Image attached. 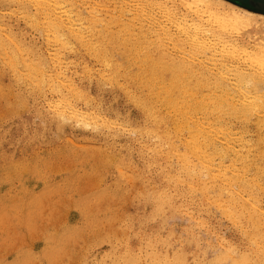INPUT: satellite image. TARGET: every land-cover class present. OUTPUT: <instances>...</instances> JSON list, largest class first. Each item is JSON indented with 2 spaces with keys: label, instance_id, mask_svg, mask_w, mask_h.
I'll return each mask as SVG.
<instances>
[{
  "label": "rangeland",
  "instance_id": "1",
  "mask_svg": "<svg viewBox=\"0 0 264 264\" xmlns=\"http://www.w3.org/2000/svg\"><path fill=\"white\" fill-rule=\"evenodd\" d=\"M5 1H7V0H0V8H1L0 9V11H1L0 17L2 18V19L0 18V20L4 19V21H3L4 24L0 23V26L2 28L4 26L3 31H5V30L7 31L9 29L8 31L10 32V30L11 31L14 30L13 34H14V32L15 33L17 32L19 37L17 35H15V36L18 37V40L20 41V43L22 42L24 44V42H26L27 45L29 44L31 47H33V53L28 52V54L30 56L29 55L27 56L28 60H30V58H31L30 61L32 63L34 62V60L36 58H37L36 60H39L41 58L40 59L41 61H44V60L46 61L48 53L52 52L53 49H55V47L47 45V40H46V37L44 38V36H43L44 32H42V29H40L38 26H35L33 23H30L29 20H31L32 17L37 18V19H39V18L45 19L44 17L49 16L48 13L46 14L44 12H40V11L38 12V9L35 6H33V4H31L32 2L30 4H29V2H27L28 0H25L24 2H22V5L23 6L25 5V7H21L20 2H18V5H19V7H18V5L16 4L17 2L15 0H10L11 4L9 2L7 4ZM34 1H36V0H34ZM109 1L110 0H81V1L80 0H78V1L74 0V2L76 3L75 4L71 0H67L66 2H63L65 4L58 5L59 8L56 7L57 5H55L54 3L53 4L50 3L52 6L50 5L51 7H49V8L54 7L59 13L56 12V10L54 8L53 9H47V10L49 11L51 16H53L52 14L55 11L54 16H55V13H58L57 15H59V16L60 15L62 16V14H63L64 15V16H62L63 18L69 17V16L72 18H75V16H76V18H77V17L82 16L83 19H85L84 21H88V19L90 18V17H88V15L91 16L93 14V16H91V18L94 17V14L96 13L95 12L96 8H98L99 10L103 9L102 14H101V16L103 15L104 16L103 18L105 19L101 23L103 30L101 29V27H97L98 29H96L97 34H99L100 31H102L98 35V38H97V41H98V39H100L98 41L99 49L104 50V48H108V51L104 50V52L107 51V53L104 55L103 60L108 61V62L111 61V64L114 66H115V64L118 65V61H119V63L121 62L120 64H123V65L119 64L121 66V68H120V66L119 67L116 66V68L120 71L119 72L121 75L120 81L122 83H125L126 80H128L129 83H130V80H134V81H131V83H133V84L134 83H140L143 80H145L143 78L144 77V67H145L144 64L146 63L147 64L146 66L151 65V62L149 63V62H145V61L142 64V61H141L142 51L145 52V50H146L147 52L152 54L154 57L158 58L157 56H158L159 52H158V46H157V43H158V39H157L158 35L157 34L161 33L160 27L165 26V28L168 27L167 29L172 30V32L173 31L176 32V25L172 20H169V19L167 20V17H165L164 14H162V11L158 8H157V10H160L161 13H159V11H157L155 9L154 15H153L154 19L153 20H150V19L145 20L144 15H143L144 14V8H143L142 12L140 10V5H142L141 9H142V7H144V5H143L144 1H142V0H135L136 3L133 0H132V2H131V0H127V1L126 0H117V1L112 0L110 2ZM123 1H125V2H123ZM224 1H226V0H224ZM69 2H72V3H69ZM226 2L233 4L237 7L243 8V9L246 8L245 10L254 12L255 14L257 13L258 15L260 14L261 16L264 15V0H227ZM2 3H3V5H2ZM26 3H27V5H26ZM86 3H87V5H86ZM102 3H103V6H102ZM121 3H122V5H121ZM133 3H134V5H133ZM4 4L5 5L6 4L12 5V7H8L7 5L5 6ZM68 4L71 5L70 7H72L73 10L71 8L69 9V7H68L69 10L66 9L67 8L66 5H68ZM73 4H75V5H73ZM104 4H109V5L105 6ZM124 4H125V6H124ZM61 5L64 6L62 8V11L60 9ZM29 6H31V7H29ZM65 6H66V8H65ZM117 6H120L121 8L117 7ZM127 6H128V9H127ZM22 8H24V9L27 8V11H29L30 14L25 11L26 9L22 10ZM137 8H138V10H137ZM84 9L86 10V12ZM92 9L94 11H92ZM113 9L114 10L116 9V10L113 12ZM120 9H122L123 11H121ZM132 9H134V10H132ZM71 10H72V12H71ZM119 10H120V12H119ZM129 10L131 11V13H129L130 12ZM63 11H65V12H63ZM61 12H63V13L61 14ZM26 13L29 14V16L27 15V17H26V15H25ZM35 13H36V15H35ZM76 13H79V14H76ZM113 14L115 15V17ZM130 14L134 18V20H133V18H132V20L130 18L131 21L129 20L128 17H130ZM37 16H39V18ZM42 16H43V18H42ZM126 16H128V17H126ZM23 18L25 20L26 19L27 20L25 21ZM120 18L122 19V21ZM158 18L160 19V21ZM5 19H7V20H5ZM115 19H116V21H113ZM123 20H125V22H123ZM28 21H29V23H27ZM117 21H118V24L116 23ZM119 21H121V22H119ZM143 21H144V23H143ZM0 22H2V21H0ZM126 22H128L129 24H127ZM154 22H156L155 25H154ZM169 23H170V25H169ZM31 24L35 27H33ZM108 24H110V28L112 27L113 29L114 28L115 29L110 30ZM141 24L143 26L142 28H141ZM162 24L164 26H162ZM6 25H7V27H6ZM99 25L100 24H98L97 26H99ZM123 25L124 26L129 25V26H127V28L129 27L128 29L130 30V32L128 30H127L128 31L127 32L126 29L123 27ZM171 25L173 28L171 27ZM120 26H121V29H120ZM145 26H146V28H145ZM149 26H151V27H149ZM107 28H108V30H107ZM123 28L125 29L124 33H123V31H121V30H123ZM150 28L152 30H149ZM116 29H118L117 33H116ZM131 29L133 30L134 33L132 32ZM18 31H19V33H18ZM98 31H99V33H98ZM104 31H105L106 36L103 33ZM119 31H121V33ZM141 32H143V33L145 32V34H147V35H144L142 33V36H141ZM129 33H131L130 35H132L133 40L129 39V36H130V35H128ZM103 35L106 38L102 37ZM107 35H109V36H107ZM134 35H135V37H134ZM117 36H119V37H117ZM122 36L124 38L126 37L127 40L129 39V42L126 39H124ZM110 37H111L112 41H111ZM115 37H116V40H115ZM142 37H144V38H142ZM102 38L103 39L105 38V39L103 40ZM138 39H140V40H138ZM144 39H145V41H144ZM147 39H149V40H147ZM113 40H115V41H113ZM121 40H122V42H120ZM135 41H136V43H135ZM109 42H110V44L111 43L112 44L110 45ZM150 42H152V45L150 44ZM105 43L107 44L108 47L105 45ZM129 43H131V44H129ZM165 43L167 44L165 46L167 52L170 55L175 56L176 58H179V60H186L187 61L186 63H188L189 65L191 64V66H193V68L195 69V72H193L195 75L194 74H192V75H194V76L199 75L198 76L199 79L202 77H203V79L205 78L204 80H205V82L207 80V82H206L207 85H209L211 82L213 83L214 81L217 80V78H215V77H217L216 76L217 73L219 75H221L218 78V81H219V82L217 81L218 84L215 83L216 84L215 89L217 91L219 90L218 92L216 91L217 92L216 95L221 92L218 95L222 96V94L226 95V92L232 91L233 92L232 96L235 95V99L236 98L238 99V96H237L238 91L236 90L235 85H233V82H234L233 80H235V75L233 74L234 71L233 70H231V71L227 70L223 65L224 62L222 61V63H221V60L223 58L222 53L221 54L218 53V55H212V54L206 55L205 54V56H204V54L203 55L202 54L201 55L200 54L193 55L191 53L192 50L189 47H185L182 50H180L181 48H179V50H178V49H175L176 48L175 46H173L174 45L173 42H170L172 45H170L168 40ZM75 44H76L77 52H75L74 54L64 53V54H66L65 55L66 57H64V60L66 59V62H69L70 58H72V60L74 59L75 62H77L75 64L78 65V71H79L76 74H74L75 77L77 76L76 80L77 79H78V81L83 80L84 85L90 83L88 85H85L87 90L88 91L90 90L89 94H90L91 98L89 101V105H94L95 107H97V109H99V112H101V114L106 116L107 118L118 121L120 123L121 127L120 128L118 127L116 129L114 128L115 130H113V131L106 129V128L105 129L99 128L96 131V129L94 130V128H92V127H91L92 130H91L90 127L85 128L82 125L74 126L76 123L71 122L70 120H67L68 122L65 126L64 125L65 123L63 124L61 122V121L65 122V120H61V121L59 119L57 120L56 117H54L52 115V113H50V111H49V108H48V101L49 100H48V98L51 99L52 95H50L48 92H43L44 95L42 96L41 95L42 92H39V91L36 92L33 85L29 81L25 80L22 76H21L22 80L19 82L20 79L18 77H20V75L18 74V72L17 73H16V71L14 72V69L13 70L11 69L12 65L9 66L10 65L9 62L5 63V62H7V60L3 57V55L0 52V54L2 56V58L0 57V63L2 62L0 64V88H1L0 89V94H1L0 95V105H1L0 106V110H1L0 111V121H1L0 126L2 125L0 127V169H2V170H0V178H1L0 179V200H1L0 201V264H6V262H7V264H11V262H13V261H20V262H22V264H31L32 261H39V260H47V261L51 262V264H100V263L101 264H112V261L114 259L120 257V255L118 257L116 255L120 254L119 250L125 244L124 242H125V239L128 235H131V237H132V242L134 245V254H132V256H130L129 258L128 257L127 258L130 259L132 257L131 259H137V260L140 259V261H142L143 264H150L151 261H160V262H164V264H169V263L171 264V261H173L174 259L181 257V256H183L184 258H186L188 260H195L197 258H199L201 260H204L205 258L211 259V256H206V250H208L210 248H216L219 250V254L221 255L225 251V249H226L225 245L226 244L228 245V242H232L233 245L237 247V249H239L241 247L240 248L241 250H238V252H240V253L247 250L248 244H247V241L244 237V234H243V237H241L242 236L241 233H243V231L240 228H237L236 226L233 227L234 225L226 217H224L221 213H220L221 214L220 215L215 207H211L214 209V210L213 209L211 210L210 207L207 208L206 206H203L199 197L194 195V194H191L192 197L185 198V200H184L185 210H182V212H180L179 210H175V209H170V211H167V210L162 211V212L159 211V213L156 212V210H155L156 205H154V203L152 204L153 200H152V202L150 200H148L150 195L155 196L159 193H163L166 191L170 194H173V193H175L176 188H175L174 184L170 183L169 181H167L162 176L160 177L156 171V168L153 165L149 164L150 159H149L148 155L146 154L148 151L146 149H143V146H142V144L144 143L143 142L144 138H141V140H140L141 144H140L139 140L136 138V135L133 134L134 130L137 129L142 124V120H143L142 114H141L138 106H134L136 104L134 103V100L132 97L127 95L124 90L117 88V87H111L110 84H106V83L102 82L101 79L99 78L97 72L96 71L94 72V70L99 69L101 67L100 63L98 61L96 62L97 58H99V57H97L98 54H96V53L94 54L93 50H91V49H90L91 51L88 52L89 49L87 48V46L86 47L84 46V48H85L84 49L82 46L80 47V45H78L77 43H75ZM117 44L120 47L118 46L117 48L119 50L115 51ZM133 44H134V46H136L135 48L139 47L138 49H136L137 51L133 47ZM45 45H47V46H45ZM130 45H132V46H130ZM109 46H110V48H109ZM123 46H126V47L128 46V47L126 49V47H123ZM129 46H130V48L132 47L133 50H135V51H132V48L129 49ZM142 48H145V50H143ZM10 49H11V47H10ZM36 49H38V50H36ZM47 50L49 51L48 53H47ZM86 50H87V52H86ZM177 50L179 51V53ZM189 50H190L189 53L192 54L193 56H190V54H187L188 52H186V51H189ZM12 51H10V52H12ZM120 51H121V53H120ZM138 51H140L139 54H137ZM154 51H155V53H153ZM175 51H177V52H175ZM91 52H93V53H91ZM112 52H113V54H112ZM36 53L38 55H40V56L42 55V56L40 57ZM44 53L47 54V56ZM131 54L135 55V57L133 55L131 56ZM33 55H34V57L32 59ZM43 55L45 56V58H43ZM95 55H96V58H94ZM110 56H112V57L114 56L112 58L113 60L111 59ZM136 56H138L140 58L138 59ZM101 57H103V56L101 55ZM187 57L190 58L191 60L188 59ZM194 57H197V59L200 57L199 59H201V61L199 59H198L199 60L198 61ZM213 57H214V59H213ZM129 58H131V59H129ZM135 58H137V61H139V62L135 61L134 60ZM203 58L206 60H204ZM36 60H35V62H36ZM207 60H208L209 64L207 63ZM30 61H29V63H31ZM115 61H116V63H114ZM189 61H190V63H189ZM235 61H237V62H235ZM140 62H141V64H140ZM232 62L230 64H232V66H234V67L239 66V65L240 66L246 65L245 67L249 66V65H247V63L244 62V58H237L234 60L233 63ZM86 63L89 67L91 65V68H93V66L95 68L93 70V73L95 75L93 74V77L91 79H90V77L83 75L81 72L83 66L86 65ZM154 63L155 62H153L152 64H154ZM198 63H199V65H202L203 67H200L198 65ZM204 63H205V65H204ZM2 64H4L5 67ZM158 64H160V63H158V62H157V64L155 63V65H158ZM129 66H131V67H129ZM3 68H5V69H3ZM130 68L132 70H130ZM141 68H143V69H141ZM199 68H204V70L206 69L205 70L206 72L201 70V72L204 73V75H201L202 77L199 74V72H200ZM8 69H10V70H8ZM133 69H134V71H133ZM222 70L228 74L222 72ZM139 71L141 72V74ZM219 71L222 74H220ZM121 72H123L124 76L122 75ZM124 72H125V74H124ZM135 72L136 73L138 72L139 76H138V74L136 75ZM142 72H143V74H142ZM133 74H134V76H133ZM224 74L227 75V78L224 76ZM15 75H16V77H15ZM131 75H132V77H131ZM140 75H142V76H140ZM205 75L207 76L208 79L206 78ZM228 76H230V77L228 78ZM231 76L234 79H231L232 78ZM78 77H80V78H78ZM139 77L143 80H140ZM17 78H18V82H16ZM169 78L170 77H167V79H169ZM192 78H190V80L192 82H194L195 86H196L197 82H200V83L203 82L202 88L205 86V88L203 90L204 92L199 89L198 95L201 96L202 94L206 93L207 88H206V85H204L205 84L204 80L201 79V81H199V79L197 77H194L192 80ZM88 80H90V81H88ZM27 82L29 83L28 84L29 86L26 84ZM97 82H99V83H97ZM223 82H224V85H223ZM227 82H232V83L230 85ZM8 84L11 86H9ZM225 84H226V87L228 85H229V87L226 88ZM14 85H16V86H14ZM98 85H99V87H98ZM89 86H90V88H89ZM221 86L224 87V89L221 88ZM98 88H100V89H98ZM230 88H231V90H230ZM24 89H26V90H24ZM112 89H113V91H112ZM222 90L224 91L223 93H222ZM227 90H229V91H227ZM12 91H14L15 93ZM110 91H112V92H110ZM235 92H236V94H234ZM30 93H31V95H30ZM27 94H28V96H27ZM23 95H24V97L25 96L28 97V98L26 97L27 100L23 97ZM114 95H115V98H114ZM228 95H231V94H228ZM95 96H96V98H95ZM98 96H100L101 98L100 97L98 98ZM124 96L126 98H124ZM43 98H44V100H43ZM97 98H98V100H97ZM128 99L129 100L132 99L131 102L127 103L129 101ZM9 100H10V102H9ZM13 100H15V101H13ZM23 100L26 102V104L24 102L21 103V101H23ZM92 100H93V102H92ZM13 102H15V103H13ZM17 102H19V103H17ZM34 102H36V103H34ZM16 103H17V105H16ZM23 103H24V105H23ZM109 103L111 106L109 105ZM12 104H13V106H12ZM42 107H44V108H42ZM104 107H105V109H104ZM118 109H119V112H117ZM6 110H7V112H6ZM12 111H14V112H12ZM39 112H41V113H39ZM115 113H116V115H115ZM129 114H130V116H129ZM6 115H7V117H6ZM42 118L43 119L46 118V119L43 120ZM128 120H130V121H128ZM53 121H54V123H53ZM124 121H128L129 123L125 122L126 123L125 124ZM45 123H46V125H45ZM234 123L237 124L236 121ZM61 124H63L62 127H61ZM70 124H71V126H70ZM238 124L241 126V123H238ZM76 125H78V124H76ZM246 125H248L246 127H247V130L249 129V133H250V134L247 133L248 139H250L252 141H256V140H259V137H262V135H264V130L261 132L260 135H258L257 127L255 124L253 125L252 123H250V124L246 123ZM60 127H61V129H60ZM116 130L118 131V133H116L117 132ZM100 132L102 134H100ZM121 132L123 134H121ZM70 139H72V141ZM131 141H132V143H131ZM139 146H140V148H139ZM95 148H97V149H95ZM130 151H131V153H130ZM112 155H114V156H112ZM141 155H142V157H141ZM251 155L252 156L250 158H252L253 160L255 159V161H257V162L263 161L259 156H257L256 152H251ZM91 156H92V158H90ZM102 158H104V159H102ZM105 158H107V159H105ZM40 159H41V161H40ZM110 159H111V161H110ZM21 160L26 161L27 164H31V162H32L31 165H28V167H30V169L29 168L27 169V171H29V173L25 172L23 175V179H20L18 176H16V174L14 172L15 170L12 169L13 167L15 169L18 162ZM81 160H84V161H81ZM100 160H102L103 162ZM35 161H37V162H35ZM109 161L112 162L113 164L110 163ZM44 163H45V166H44ZM80 163L82 166L80 165ZM92 165L94 167L91 168ZM1 166H4V168ZM31 166H32V168H31ZM88 166L90 169H88ZM84 167H85V169H84ZM121 167H122V171L118 170V169H121ZM34 168L37 169V171H35ZM106 168H107V170H106ZM33 169H34V171H33ZM58 169H61V170L59 171ZM92 169H93V171H92ZM175 169H176L175 167L172 168V170H175ZM6 170L7 171L9 170L10 172L8 171L6 173ZM30 170H32V171H30ZM148 170H150V171H148ZM54 171L57 173H54ZM11 172H12V174H11ZM60 172H61V174H60ZM96 172H97V174H96ZM98 172H100V173H98ZM121 172L123 175L121 174ZM34 173H37L38 175L34 174ZM43 173L45 174L44 176H43ZM9 174H11V175L8 176ZM101 174L102 175L104 174V175L102 176ZM96 175H98V176H96ZM127 175H128V177H130L132 179L130 180V178H129V180H126ZM11 176H12V178H11ZM42 176L44 177V179ZM102 177H104V180ZM66 179H67V181H66ZM99 180H100V185H99ZM68 181H70L71 184L68 183ZM163 181H165V182H163ZM59 183H60V185H59ZM66 184H67V187H66ZM55 185H56L57 189L55 188ZM63 186H64V190H63ZM149 187L152 189L151 191H150ZM165 187L169 188V189H166ZM29 189H32V190H29ZM60 190L62 192H60ZM112 190L114 192H112ZM149 193H150V195H149ZM121 195H122V197H121ZM145 196H146V198H145ZM113 197H115V199ZM127 197H129V198H127ZM106 198L108 200H105ZM144 198L147 200H145ZM33 199H34V201H33ZM104 200H105V202L107 201L106 203L104 202L105 204L103 203ZM119 200H120V202H119ZM128 201H129V203H128ZM5 204H7V205H5ZM110 206L112 207V209L113 208L114 209L113 210L110 209L111 208ZM204 207H205V209H204ZM84 209H86V210H84ZM106 210H108V211H106ZM115 211L118 214L114 213ZM184 211H186V212H184ZM109 212H111L112 215ZM154 212L156 213V219L153 218ZM3 213H5V215L7 213L8 216L7 215L4 216ZM175 213H177V214H175ZM120 214H121V216H119ZM165 216H167V217L177 216L180 218L177 220L175 219V221L173 219H170V220L168 219L169 221L167 220V222H168V224H167V222H165ZM186 216L188 217V219L186 218ZM119 217L120 218L122 217L121 218L122 220ZM5 218H6V220H5ZM129 218H131L130 221H129ZM195 218H197V219L195 220ZM190 220H193V222ZM200 222H202V223H200ZM129 224H131L132 229H133V231H131V232H129L127 230ZM141 225H144L143 228H141ZM194 227L196 229H194ZM98 230L102 234H103V232H105V231L106 232L103 235L100 232H99L100 234L98 233L96 235ZM82 231H83V233H82ZM126 232H127V234H126ZM181 232L184 233V237H185L184 241H181V237H180ZM187 233H189V234H187ZM213 234H214V236H213ZM217 236H220V237H217ZM98 237H99V239H98ZM169 237L171 238V244H166L165 241H167L169 239ZM54 240H55V242H53ZM193 241H195V242H193ZM89 242H90V244L91 243L92 244L90 245ZM55 243H57V245ZM63 243H65V244H63ZM50 244H52V245H50ZM86 244H88L89 246ZM141 245H143V247H141ZM86 246L88 249L86 248ZM114 246H116V247H114ZM221 247L224 249H222ZM83 250H85V251H83ZM112 250H114V251H112ZM160 253H161V255H160ZM190 253H196V255H192ZM138 254H140V255H138ZM136 255L138 256V258ZM82 256H83V258H82ZM147 257H149V258H147ZM165 257H167V260H165ZM225 260H229V259H225Z\"/></svg>",
  "mask_w": 264,
  "mask_h": 264
},
{
  "label": "bare ground",
  "instance_id": "2",
  "mask_svg": "<svg viewBox=\"0 0 264 264\" xmlns=\"http://www.w3.org/2000/svg\"><path fill=\"white\" fill-rule=\"evenodd\" d=\"M15 1L17 2L16 3L17 5H18V2H20L21 3L20 6L25 7V5L24 6L22 5V2H24L25 0H15ZM66 1L67 0H38V1L37 0L36 1L28 0L27 1V2H29V4L32 2L31 4H33V6H35L36 4H39L40 7L39 8L36 7L38 9V12L40 11V12H44L46 14L48 13V15H49L48 17H44L45 19H41V18H39V16H37L39 19L33 18L32 17L33 15H32L31 20H29L30 23H33L35 26H38L40 29H42V32H44L43 36H44V38L46 37V40H47V45L55 47V49H53L51 47L53 49V51L50 53H48L49 51L47 50L48 56H47V54L44 53L47 56L46 61L44 59H43L44 61H41L40 60L41 58L39 60H36L37 59L36 58L35 59L36 62L34 60L35 63L34 62L32 63L30 61L31 58H30V60H28V57H27L29 55L28 52L33 53V47H31L29 44L27 45L26 42H24V44L22 42L20 43V41L18 40L19 36H18L17 32L16 33L14 32V34H13L14 30L13 31L10 30V32H11L10 33L8 31L9 29L7 31L6 30L3 31L4 26H3V28L0 26V52L3 55V57L7 60V62H5V63L9 62L10 63L9 66L12 65L11 69L12 70L14 69V72L15 71H16V73L18 72L20 77L22 76L25 80L29 81L33 85V87L35 88L36 92L37 91L42 92V94H41L42 96L44 95L43 92H48L50 95H52L51 99L48 98V100H49L48 101L49 111H50V113H52V115L54 117H56L57 120L58 119L60 121L65 120V122L61 121L63 124L65 123L64 124L65 126L68 122L67 120H70L71 122L78 124V125L73 124L74 126L82 125L85 128L86 127H90V128L92 127V128H94V130L96 129V131L99 128H104V129L106 128V129L113 131L116 128L121 127L120 123L116 120L109 119L106 116L102 115L101 112H99V109H97V107H95L94 105H89V101L91 98L90 94H89L90 90L88 91L85 85H88L90 83L84 85L83 80H80V81H78V79L76 80L77 76L75 77L74 74H76L79 71H78V65L75 64L77 62H75L74 59H73L74 60L73 61L72 58L69 57L71 59V60L69 59V62H66V59L64 60V57H66L65 56L66 54H64V53L74 54L75 52H77V48H76L75 43L80 45V47L82 46L83 48H84V46L85 47L87 46V48L89 49L88 52L93 50L94 54L95 53L98 54L97 57H99V58H97L96 62L98 61L101 65V67L99 69L94 70L95 69L94 66H93V68H91V65L89 67L86 63V65H84L82 68V71H81L82 74L90 77V79H91L93 77V74H94L93 70H94V72L95 71L97 72V74H98V76L102 82H104L106 84H110L111 87H117V88L124 90L127 95H129L130 97L133 98L134 103L136 104L134 106H138V108L142 114V117H143V120L141 119L142 124L137 129L134 128L135 130H134L133 134L136 135V138L139 140V143H140L141 138H144V140H143L144 143L142 144L143 149H146L148 151L146 154L148 155V157L150 159L149 164L153 165L156 168L158 175L160 177L162 176L167 181H169L170 183L175 185L176 189H175V193H173V194H170L166 191L163 193L158 192L159 194H157L155 196L154 195L151 196L149 193L150 197L149 198L147 197V198L151 202L153 200L152 204L154 203V205H156V209L154 208L156 210V212L159 213L158 209H163V211H165V210L170 211V209H175V210H179L180 212H182V210H185V206H184L185 198L192 197L191 194L198 196L203 206H206L207 208L208 207H210V208L215 207L216 210L219 212V214L221 213L224 217H226L234 225L233 227L236 226L237 228H240L243 231V233H241L242 234L241 237H243V234H244V237L247 241L248 248H247V250H245L241 253L238 252V250H241L240 249L241 247L239 249H237V247L234 246L232 242H228V245L227 244L225 245V247H226L225 251L220 256L223 259H230L231 261L234 262V264L236 261L243 259L245 256H247V258L249 260L255 261L258 264L259 261L264 259V255H262V253H264V184H261L260 179H259V177L262 174H264V135H262V137H259V140H256V141H252V140L248 139L247 133H249V129L247 130L246 126H248V125H246V123L247 124L252 123L253 125L255 124L257 127L258 135H260L261 132L264 130V111H262V109H264V104H261V101L264 100V94L261 93V89L264 88V15L262 14L263 16H261L260 14L258 15L257 13L255 14L254 12L245 10L246 8L243 9V8L237 7L233 4L226 2L227 0L226 1H224V0H142V1H144V3H143L144 7H142V9H141L142 5H140V10L142 12V10L144 8V14L143 15H144L145 20H147V19L153 20L154 19L153 18L154 17L153 16L154 10L155 9L157 10V8H158L162 11V14H164V16L167 17V20L168 19L172 20L175 23L176 32H174V31L172 32V30L167 29L168 27L165 28V26L162 24V26H164V27H160L161 33L157 34L158 35L157 36V39H158L157 46H158V52H159L158 56H157L158 58L154 57L152 54L147 52L145 50V48H142L143 50H145V52L142 51V54H141L142 64L145 61V62H149V63L151 62V65L146 66L147 64L146 63L144 64L145 67H144V77L143 78L145 80H143L139 77L140 80H143V81L140 82L138 80L140 83H134L133 84V83H131V81H134V80H130V79H129L130 83L128 82V80H126L125 83H122L120 81V78H121V75L119 73L120 71L116 68V66L119 67L120 65H123V64H120L121 62L119 63V61H118V65L115 64V66H114L111 64V61H109L110 62L109 63L108 61L103 60L104 55L108 51V48H104V50H107L106 52H104V50H102V49H99L98 41L100 39H98V41H97V38H98V35L102 31H100V33L98 31L99 34L96 33V29H98L97 27H101V29L103 30V28L101 26V23L105 20L103 18L104 16L103 15L101 16L103 9H100L101 10L100 11L98 8H96V9L94 8L96 13L94 12L95 14H94V17H92V18H91V16H93V14L91 16L88 15V17H90L88 19V21H84L85 19H83L82 16L77 17V18H76V16H75V18H72L70 16L63 18L62 16H64V15L62 13L65 12L66 10L61 12L62 16L61 15L59 16V15H57L59 12L54 7L53 8L58 13H55V16H54L55 11L53 10L54 11L52 14L53 16L50 15V13L47 9H53V8H49L52 6L51 4L54 3L55 5H57L56 7H58V5H60V4H65L63 2H66ZM71 1L74 2V0H71ZM110 1H112V0H110ZM115 1H117V0H115ZM133 1H135V0H133ZM5 2L7 4H8V2L11 4L10 0L9 1L7 0ZM72 2H69V3H72ZM123 2H125V1H123ZM131 2H132V0H131ZM135 3H136V1H135ZM75 4H73V5H75ZM109 4H104V5L108 6ZM2 5H3V3H2ZM26 5H27V3H26ZM68 5H66L67 8H66V6H65V8L68 9V7H69V9L70 8L72 9V7H70L71 5L70 4H68ZM86 5H87V3H86ZM121 5H122V3H121ZM133 5H134V3H133ZM102 6H103V3H102ZM124 6H125V4H124ZM18 7H19V5H18ZM63 7L64 6L61 5V8H60L61 11H62ZM117 7H120V6H117ZM23 9L24 8H22V10ZM25 9L24 10L29 13V11H27V8H25ZM127 9H128V6H127ZM134 9H132V10H134ZM72 10H71V12H72ZM115 10L113 9V12ZM120 10L123 11L122 9H120ZM120 10H119V12H120ZM137 10H138V8H137ZM160 10H157V11H159V13H161ZM92 11H94V10L92 9ZM85 12H86V10H85ZM79 13H76V14H79ZM129 13H131V11ZM29 14L26 13L25 14L26 17H27V15L29 16ZM35 15H36V13H35ZM114 17H115V15H114ZM126 17H128V16H126ZM42 18H43V16H42ZM128 18H129V20H130V18L132 20L133 17L130 14V17H128ZM5 20H7V19H5ZM125 20H123V22H125ZM133 20H134V18H133ZM0 21H2L0 23L4 24L3 23L4 19L0 20ZM29 21L27 23H29ZM113 21H116V19ZM121 21H122V19H121ZM121 21H119V22H121ZM159 21H160V19H159ZM116 23L118 24V21ZM126 23L129 24L128 22H126ZM143 23H144V21H143ZM155 23L156 22H154V25H155ZM98 24H100V25L97 26ZM7 25H6V27H7ZM108 25H109L110 30L113 29L112 27L110 28V24H108ZM169 25H170V23H169ZM35 26H33V27H35ZM121 26H120V29H121ZM125 26L123 25V27L126 29V31L128 30L130 32V30L128 29L129 27L127 28V26H129V25H127L126 27ZM142 27L143 26L141 24V28ZM149 27H151V26H149ZM171 27H172V25H171ZM124 28H123V30H121V31H123V33L125 30ZM145 28H146V26H145ZM107 30H108V28H107ZM117 30L118 29H116V33H117ZM149 30H152V29L150 28ZM121 31H119V32L121 33ZM132 32H133V30H132ZM18 33H19V31H18ZM103 33L105 35V31ZM131 33H129L128 35H130ZM142 33L143 32H141V36H142ZM143 34L147 35V34H145V32ZM15 35H17L18 37H16ZM104 35L102 37L106 36V35L105 36ZM107 36H109V35H107ZM117 37H119V36H117ZM134 37H135V35H134ZM142 38H144V37H142ZM110 39H111V37H110ZM124 39L127 40L126 37ZM129 39L133 40L132 35L129 36ZM129 39L127 40L128 42H129ZM115 40H116V37H115ZM115 40H113V41H115ZM138 40H140V39H138ZM147 40H149V39H147ZM167 40L169 41V43L173 42V44H174L173 46L176 47L175 49L179 50V48H181L180 50H182L185 47L191 48V50H192L191 53L193 55H195V54H200V55L202 54L203 55L204 54V56H205V54L206 55H209V54L218 55V53H220V54L222 53L223 58L221 60V63H222V61L224 62L223 65L227 70H230V71L233 70L234 71L233 74L235 75V80H233L234 81L233 85H235L236 90L238 91L237 92L238 93V95H237L238 99L237 98L235 99V95L232 96L233 92L229 91V90H227L229 92H226V95L222 94V96H219L218 94H220L221 93L220 92L217 94L218 95L217 96L216 93L219 90L217 91L215 89L216 88L215 83L218 84V82H219L218 78L221 75H219L217 73L216 74L217 77H215V78H217V80L214 81L213 83L212 82L210 84L208 83L209 85H207L206 84L207 80L205 82V80H204L205 78L203 79V77L201 76V75H204V73L201 72V70L205 71L206 69L204 70V68H199V71H200L199 74L202 78L199 79L198 78L199 75L194 76L195 74L193 72H195V69L193 68V66H191V64L189 65L188 63H186L187 62L186 60H179V58H176L175 56H172L167 52V50L165 48V46L167 45L165 42ZM111 41H112V39H111ZM144 41H145V39H144ZM120 42H122V40ZM135 43H136V41H135ZM109 44H110V42H109ZM129 44H131V43H129ZM150 44L152 45V42H150ZM47 45H45V46H47ZM105 45L107 46L106 43H105ZM170 45H172V44L170 43ZM118 46L119 45L117 44L115 51L119 50L117 48ZM130 46H132V45H130ZM130 46H129V49L132 48V47L130 48ZM10 47H11V49H10ZM123 47H126V46H123ZM127 47H126V49H127ZM133 47L135 48L136 46H134V44H133ZM109 48H110V46H109ZM138 48L139 47L135 48V50ZM36 50H38V49H36ZM135 50H133V48H132V51H135ZM10 51H12V52H10ZM155 51L153 53H155ZM177 51H175V52H177ZM86 52H87V50H86ZM93 52H91V53H93ZM186 52H188L187 54H190L189 53L190 50L186 51ZM120 53H121V51H120ZM139 53H140V51H138L137 54H139ZM178 53H179V51H178ZM1 54H0V57L2 58ZM112 54H113V52H112ZM192 54H190V56H193ZM101 55L103 57H101ZM132 55L133 54H131V56ZM38 56H40V55H38ZM133 56L135 57V55H133ZM33 57H34V55L32 56V59H33ZM110 57L112 59L114 56L113 57L110 56ZM136 57L138 59L140 58L138 56H136ZM43 58H45L44 55H43ZM94 58H96V55ZM137 58H135L134 60L137 61ZM194 58L197 59V57H194ZM237 58H244V62L247 63V65H249V66L248 67H245L246 65L245 66L239 65L236 67L232 66V64H230V63L232 61L234 62V60ZM129 59H131V58H129ZM188 59H190V58H188ZM213 59H214V57H213ZM199 60L201 61V59H199ZM204 60H206V59H204ZM29 61L31 63H29ZM137 62H139V61H137ZM153 62H155L156 64L158 62L160 64L155 65V63L152 64ZM235 62H237V61H235ZM114 63H116V61ZM189 63H190V61H189ZM207 63H208V60H207ZM140 64H141V62H140ZM2 65L4 66V64H2ZM198 65H199V63H198ZM204 65H205V63H204ZM199 66L203 67L202 65H199ZM129 67H131V66H129ZM120 68H121V66H120ZM3 69H5V68H3ZM134 69H133V71H134ZM141 69H143V68H141ZM8 70H10V69H8ZM130 70H132V69L130 68ZM222 72H224V71L222 70ZM121 73L123 75V72H121ZM224 73H226V72H224ZM124 74H125V72H124ZM135 74L137 75L138 72L137 73L135 72ZM140 74H141V72H140ZM142 74H143V72H142ZM192 74H194V75H192ZM220 74H222V73L220 72ZM226 74H228V73H226ZM226 74H224V76L227 78ZM133 76H134V74H133ZM138 76H139V74H138ZM140 76H142V75H140ZM193 76L197 77L199 79V81H201V79L204 80V83H205L204 85H206V88H207L206 91L207 92L202 94L201 96L198 95L199 89L203 91L205 86L202 88L203 82L202 83L197 82L196 86H195L194 82H192L190 80V78H192ZM15 77H16V75H15ZM20 77H18L20 79L19 82L22 80V77L21 78ZM131 77H132V75H131ZM167 77H170V78L167 79ZM229 77L230 76H228V78ZM18 78H17L16 82H18ZM78 78H80V77H78ZM193 78H192V80H193ZM206 78H207V76H206ZM231 79H234V78L232 77ZM88 81H90V80H88ZM97 83H99V82H97ZM227 83L231 85L232 82H227ZM26 84L28 85L29 83L27 82ZM16 85H14V86H16ZM223 85H224V82H223ZM9 86H11V85H9ZM98 87H99V85H98ZM225 87H226V84H225ZM227 87H229V85ZM89 88H90V86H89ZM221 88L224 89V87H222V86H221ZM98 89H100V88H98ZM24 90H26V89H24ZM230 90H231V88H230ZM14 91H12V92H14ZM112 91H113V89H112ZM112 91H110V92H112ZM223 92L224 91L222 90V93ZM228 94H231V95H228ZM234 94H236V92ZM24 95H23V97H24ZM30 95H31V93H30ZM115 95H114V98H115ZM27 96H28V94H27ZM27 96L24 97L26 100L28 98ZM99 97L100 96H98V98ZM95 98H96V96H95ZM98 98H97V100H98ZM124 98H126V97L124 96ZM43 100H44V98H43ZM131 100H129L127 103L131 102ZM13 101H15V100H13ZM9 102H10V100H9ZM22 102H24L26 104V102L24 100L21 101V103ZM92 102H93V100H92ZM13 103H15V102H13ZM17 103H19V102H17ZM17 103H16V105H17ZM24 103H23V105H24ZM34 103H36V102H34ZM109 105H110V103H109ZM12 106H13V104H12ZM42 108H44V107H42ZM104 109H105V107H104ZM6 112H7V110H6ZM12 112H14V111H12ZM117 112H119V109L117 110ZM39 113H41V112H39ZM116 113H115V115H116ZM129 116H130V114H129ZM6 117H7V115H6ZM44 119H46V118H44ZM128 121H130V120H128ZM128 121H124V123L125 122L127 123ZM235 121L237 122V124L234 123ZM53 123H54V121H53ZM238 123H241V126ZM63 124H61V127L63 126ZM45 125H46V123H45ZM70 126H71V124H70ZM61 127H60V129H61ZM92 128H91V130H92ZM122 132H121V134H123ZM116 133H118V131ZM100 134H102V133L100 132ZM70 140L72 141V139H70ZM131 143H132V141H131ZM139 148H140V146H139ZM95 149H97V148H95ZM251 152H256L257 156H259L263 161L257 162V161H255V159L253 160L252 158H250L252 156ZM130 153H131V151H130ZM112 156H114V155H112ZM141 157H142V155H141ZM90 158H92V156ZM102 159H104V158H102ZM105 159H107V158H105ZM84 160H81V161H84ZM40 161H41V159H40ZM100 161H102V160H100ZM110 161H111V159H110ZM35 162H37V161H35ZM81 163H80V165H81ZM110 163H112V162H110ZM31 164H32V162H31ZM31 164H28V165H31ZM44 166H45V163H44ZM1 167L4 168V166H1ZM92 167H94V166L92 165L91 168ZM173 167H175L176 169L172 170ZM28 168L30 169V167H28ZM31 168H32V166H31ZM12 169L15 170L14 167ZM34 169H33V171H34ZM84 169H85V167H84ZM88 169H90L89 166H88ZM0 170H2V169H0ZM58 170L60 171L61 169H58ZM106 170H107V168H106ZM118 170L122 171V167H121V169H118ZM8 171L6 170V173ZM30 171H32V170H30ZM35 171H37V169H35ZM92 171H93V169H92ZM148 171H150V170H148ZM12 172H11V174H12ZM26 172L29 173V171H26ZM61 172H60V174H61ZM250 172L252 173V175H249ZM54 173H57V172L54 171ZM98 173H100V172H98ZM11 174H9L8 176H10ZM34 174H37V173H34ZM96 174H97V172H96ZM121 174H122V172H121ZM44 175L45 174L43 173V176ZM12 176H11V178H12ZM96 176H98V175H96ZM102 178L104 180V177H102ZM129 178L130 177H128V175H127L126 180H129ZM43 179H44V177H43ZM131 179L132 178H130V180ZM66 181H67V179H66ZM163 182H165V181H163ZM68 183L71 184L70 181H68ZM67 184H66V187H67ZM59 185H60V183H59ZM99 185H100V180H99ZM55 188H56V185H55ZM32 189H29V190H32ZM166 189H169V188H166ZM63 190H64V186H63ZM151 190L152 189L150 188V191ZM60 192H62V191L60 190ZM112 192H114V191L112 190ZM121 197H122V195H121ZM113 198L115 199V197H113ZM127 198H129V197H127ZM145 198H146V196H145ZM105 200H108V199L106 198ZM105 200L103 201V203L105 202ZM145 200H147V199H145ZM33 201H34V199H33ZM119 202H120V200H119ZM128 203H129V201H128ZM5 205H7V204H5ZM110 209H112V207ZM204 209H205V207H204ZM212 209L213 208H211V210ZM84 210H86V209H84ZM108 210H106V211H108ZM184 212H186V211H184ZM109 213L112 215L111 212H109ZM114 213H117V212L115 211ZM175 214H177V213H175ZM3 215L6 216L7 213H6V215H5V213H3ZM119 216H121V214ZM186 218L188 219L187 216H186ZM196 219L197 218H195V220ZM5 220H6V218H5ZM190 221L193 222V220H190ZM200 223H202V222H200ZM167 224H168V222H167ZM194 229H196V228L194 227ZM99 232L100 231L98 230L96 235ZM105 232H103V234ZM82 233H83V231H82ZM126 234H127V232H126ZM187 234H189V233H187ZM213 236H214V234H213ZM99 237H98V239H99ZM217 237H220V236H217ZM55 240L53 242H55ZM90 242H89V244H90ZM55 244L57 245V243H55ZM63 244H65V243H63ZM50 245H52V244H50ZM86 245H88V244H86ZM114 247H116V246H114ZM86 248H87V246H86ZM230 248L234 249V251H230L229 250ZM222 249H224V248H222ZM85 250H83V251H85ZM112 251H114V250H112ZM140 254H138V255H140ZM119 255L120 254H117L116 256L118 257ZM160 255H161V253H160ZM82 258H83V256H82ZM137 258H138V256H137ZM147 258H149V257H147ZM138 260H140V259H138ZM165 260H167V257H165Z\"/></svg>",
  "mask_w": 264,
  "mask_h": 264
},
{
  "label": "snow or ice",
  "instance_id": "3",
  "mask_svg": "<svg viewBox=\"0 0 264 264\" xmlns=\"http://www.w3.org/2000/svg\"><path fill=\"white\" fill-rule=\"evenodd\" d=\"M8 7H12V6L8 5ZM29 7H31V6H29ZM35 7L39 8L40 5L36 4ZM261 93L264 94V88L261 89ZM261 104H264V100L261 101ZM262 111H264V109H262ZM27 169H28L27 162L24 160L19 161L16 168H15L16 176H18L20 179H23V175L27 171ZM249 175H252V173L250 172ZM259 179H260L261 184H264V174H262L259 177ZM158 211L162 212L163 209H158ZM153 218H156L155 212L153 214ZM168 219L175 220V219H179V217H177V216H172V217L165 216V222H167ZM129 220H131V218H129ZM141 228H143V225H141ZM127 230L129 232L133 231L131 224L128 225ZM180 237H181V241H184L185 237H184L183 232L180 233ZM193 242H195V241H193ZM165 243L171 244V238L169 237V239L167 241H165ZM141 247H143V245H141ZM229 250L234 251V249H231V248ZM133 253H134V245L132 242V237H131V235H128L125 239V244L120 249V257L114 259L112 261V264H143V262L140 260L127 258V257L131 256ZM190 254L196 255V253H190ZM262 255H264V253H262ZM206 256H211V259L205 258L204 260H201V259L197 258L195 260H188V259L184 258L183 256H181V257H178V258L174 259L173 261H171V264H234V262L231 261L230 259L229 260L223 259L219 254V250L216 248H210V249L206 250ZM6 264H7V262H6ZM11 264H22V262L13 261V262H11ZM31 264H51V262H49L47 260H39V261H32ZM150 264H164V262L151 261ZM235 264H257V262L249 260L247 258V256H245L243 259L236 261ZM258 264H264V259L259 261Z\"/></svg>",
  "mask_w": 264,
  "mask_h": 264
}]
</instances>
